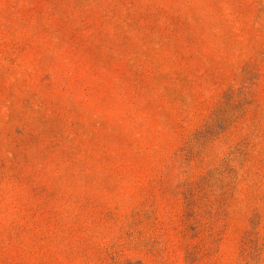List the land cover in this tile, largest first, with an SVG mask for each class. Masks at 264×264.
Wrapping results in <instances>:
<instances>
[{"label":"rangeland","instance_id":"rangeland-1","mask_svg":"<svg viewBox=\"0 0 264 264\" xmlns=\"http://www.w3.org/2000/svg\"><path fill=\"white\" fill-rule=\"evenodd\" d=\"M0 264H264V0H0Z\"/></svg>","mask_w":264,"mask_h":264}]
</instances>
